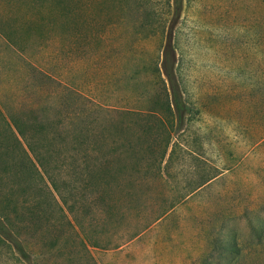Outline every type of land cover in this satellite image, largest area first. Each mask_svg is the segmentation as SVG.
I'll return each instance as SVG.
<instances>
[{
	"label": "rangeland",
	"instance_id": "rangeland-1",
	"mask_svg": "<svg viewBox=\"0 0 264 264\" xmlns=\"http://www.w3.org/2000/svg\"><path fill=\"white\" fill-rule=\"evenodd\" d=\"M0 34V213L37 264H264V0H0Z\"/></svg>",
	"mask_w": 264,
	"mask_h": 264
},
{
	"label": "trees",
	"instance_id": "trees-1",
	"mask_svg": "<svg viewBox=\"0 0 264 264\" xmlns=\"http://www.w3.org/2000/svg\"><path fill=\"white\" fill-rule=\"evenodd\" d=\"M173 4L176 8V11L179 13L182 7V0H173ZM167 51L164 49L163 51V61L161 63V68L164 77L166 78L168 85L170 87L171 92V103L170 105L174 109V117L178 119L182 113L181 108V95L178 91V84L176 81V77L174 71L167 65ZM9 247L12 251H14L17 260L22 264H37L28 250L26 249L23 242L18 238V236L11 230L8 218L0 213V248ZM86 250V249H85Z\"/></svg>",
	"mask_w": 264,
	"mask_h": 264
},
{
	"label": "crops",
	"instance_id": "crops-1",
	"mask_svg": "<svg viewBox=\"0 0 264 264\" xmlns=\"http://www.w3.org/2000/svg\"><path fill=\"white\" fill-rule=\"evenodd\" d=\"M3 45H6V39H4L1 34H0V50H1V46ZM40 64L39 62H36V61H32L30 60V66L31 68H34L36 70L39 71V73L41 75H44L46 78L47 77H52V78H58L59 76V70H53V67H50L49 65V60L47 58V55L45 53H42L41 54V58H40ZM59 61V60H58ZM57 71V74H55ZM10 108V107H9ZM11 108H14L13 106Z\"/></svg>",
	"mask_w": 264,
	"mask_h": 264
}]
</instances>
